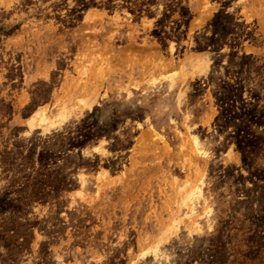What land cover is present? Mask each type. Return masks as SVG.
Returning a JSON list of instances; mask_svg holds the SVG:
<instances>
[{
  "label": "rangeland",
  "instance_id": "obj_1",
  "mask_svg": "<svg viewBox=\"0 0 264 264\" xmlns=\"http://www.w3.org/2000/svg\"><path fill=\"white\" fill-rule=\"evenodd\" d=\"M0 264H264V0H0Z\"/></svg>",
  "mask_w": 264,
  "mask_h": 264
},
{
  "label": "trees",
  "instance_id": "obj_2",
  "mask_svg": "<svg viewBox=\"0 0 264 264\" xmlns=\"http://www.w3.org/2000/svg\"><path fill=\"white\" fill-rule=\"evenodd\" d=\"M260 136H261V133H260ZM257 138H260L259 135L257 136ZM49 155L50 154L45 151L40 152L38 154L37 161H36L38 166L35 169V176H33V178L42 177V179L38 181L44 185H51V183H54L53 179H55L56 181L55 185H57V188L67 186L66 182L62 178L58 177L57 175H54L52 171H50L49 169L50 156Z\"/></svg>",
  "mask_w": 264,
  "mask_h": 264
},
{
  "label": "bare ground",
  "instance_id": "obj_3",
  "mask_svg": "<svg viewBox=\"0 0 264 264\" xmlns=\"http://www.w3.org/2000/svg\"><path fill=\"white\" fill-rule=\"evenodd\" d=\"M38 114V113H37ZM34 118V117H33Z\"/></svg>",
  "mask_w": 264,
  "mask_h": 264
}]
</instances>
